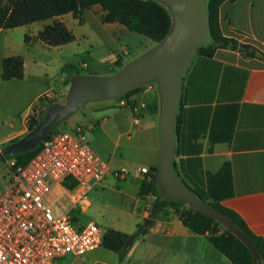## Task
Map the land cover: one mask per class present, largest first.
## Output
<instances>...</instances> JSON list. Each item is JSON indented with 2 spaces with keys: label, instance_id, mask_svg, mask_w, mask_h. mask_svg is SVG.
<instances>
[{
  "label": "crops",
  "instance_id": "0c3cea01",
  "mask_svg": "<svg viewBox=\"0 0 264 264\" xmlns=\"http://www.w3.org/2000/svg\"><path fill=\"white\" fill-rule=\"evenodd\" d=\"M157 1L168 11H178L175 0ZM87 13L98 16L99 21L113 30L123 29L124 25L118 22L103 21L104 10L98 4L86 8L85 17ZM55 18L62 20L72 31V41L50 46L38 38L39 31ZM218 18L224 36L264 52V0H223L218 6ZM81 22L85 24L83 15L79 21L71 13H65L0 28V159L7 166L14 159L11 157L14 152L24 150L12 142L25 135L26 120L33 106L56 85L66 89L70 85L65 82L64 68L71 64L57 61L60 76L55 77L56 85L49 86L54 76H48L47 67L41 65L40 53L73 43L76 40L74 28L80 27ZM155 42L158 49L161 48L162 41ZM12 55L23 58V76L2 79V61ZM184 70L179 79L175 113V116L180 115L179 130L176 135L173 120L170 124L173 146L169 145L167 149L164 147V118L169 108V86L164 73L158 71L156 76H140L129 82L139 87L129 96L136 101L131 112H137L133 117H138L139 122L135 123L132 118L133 128L127 127L124 133L129 140L133 136L149 140L138 145L140 153L148 155L147 160L130 163L129 175L134 177L136 186V183L148 180L149 173L155 172L160 198L182 201L180 211L189 207L200 209L197 203L215 202L238 213L246 225L264 239V59L246 57L238 50L224 47L216 48L211 56L199 55L192 50ZM120 77L113 78L117 82ZM150 78L158 81L160 89V92L151 93L152 102L142 96L143 90L151 91L152 86L148 84L143 89L141 84ZM28 83L36 85V90L17 108L16 99L25 95L24 88ZM18 86L24 88L17 89ZM11 104L14 105L11 107ZM152 111L156 120L149 116ZM1 146L4 147L1 149ZM142 167L148 168L149 173L141 172ZM108 168L107 174L117 170L122 172L117 177L125 178L124 167L112 169L108 163ZM6 183L3 179L0 192ZM190 188L198 192L202 200ZM138 191L139 188L134 196L137 211L130 227L126 224L108 227L127 234L135 232L137 224L146 227L143 234H136L126 253L122 257L118 255V264H232L206 235L188 228L172 207L159 206L153 212L154 196L149 192L138 195ZM89 205L90 200L83 211ZM200 210L209 214V209ZM141 219L143 223H140ZM146 219L149 221L145 222Z\"/></svg>",
  "mask_w": 264,
  "mask_h": 264
},
{
  "label": "rangeland",
  "instance_id": "374dc122",
  "mask_svg": "<svg viewBox=\"0 0 264 264\" xmlns=\"http://www.w3.org/2000/svg\"><path fill=\"white\" fill-rule=\"evenodd\" d=\"M169 12L171 30L165 37V42H168L172 36H176L177 30L183 21L176 10L171 9ZM83 13L85 24L81 22L78 24L80 27L74 28L76 40L69 46L59 50H43L39 58L41 65L47 67L48 76H54L50 79L49 86L56 85L55 77L60 76L57 61L71 64L64 68L65 82L70 83L69 88L66 89L63 85H56L47 93H44L41 97L42 101H38L33 106L34 113L32 116L34 122L31 131L27 130L21 140L18 139L12 143L21 146L23 149L32 148L41 142V138L46 133L70 129L75 126L83 127L91 148L108 161L112 169L124 167L126 176L123 179L117 177L114 173L107 174L100 181L94 183L88 192L89 207L85 211H72V214L76 217L73 220V225L76 229H80L87 222L94 221L104 230L110 226H120V224H126L127 227H130L137 211L134 196L141 186L138 182L136 187L134 177L129 175V171L132 170V164L130 163L147 160L148 155L140 153L138 145L140 142L149 141L144 137L140 139L136 136L129 140L124 133L127 127L131 126L130 128H133L132 118L137 114V112H133L134 114L131 112L133 106L136 105V101L126 97L125 93L128 89L135 87L136 83L134 85L129 84L127 78H123L118 81V85H115L117 87L114 89H106L107 87L92 88L91 86L108 85L116 82V78L113 77L120 76L127 69L135 72L139 71L140 73L145 71L147 63L157 61L159 57L157 55L158 45L149 37L127 27L123 26L122 30H113L109 25L99 21L98 16L87 13L88 16L85 17ZM207 42H209V35L206 25L198 23L188 31L186 41L179 50V55L171 57V68H174L178 61L180 62L174 76L180 79L185 71L184 62L181 61L180 55L183 54L186 57L192 49L196 51L198 46L206 45ZM156 64L158 63L156 62ZM136 75L127 72L124 76ZM89 76L93 77L89 78ZM144 76H156V72L152 71L144 74ZM141 84L143 89L148 84L152 86L151 91L143 90L142 93V96L152 102L151 93L154 91L160 92L158 81L155 78H150ZM21 88L24 87H17V89ZM35 90L36 85L28 83L24 88L25 95L17 97L15 106L20 108ZM107 91L113 92L103 94ZM13 105L11 104V107ZM149 116L154 117L153 119L156 120L153 111ZM173 117L174 112L170 116L172 121ZM30 120L32 119L27 117V127ZM47 128L49 130H46ZM172 132L169 141L170 147L173 146ZM151 138L154 143V133L151 134ZM3 147L1 146V149ZM8 166L4 160L0 159V187L3 179L7 180L8 183ZM55 203L58 206L57 209H64V205L67 203L66 196L60 192L57 194ZM139 210L141 209L138 208ZM214 219L217 234L222 232L231 233L249 250L254 264H264V261L255 252L253 245L241 231L221 217L215 216ZM139 221L143 223V219ZM118 255V253L100 245L80 255L67 254L61 257L57 263L118 264Z\"/></svg>",
  "mask_w": 264,
  "mask_h": 264
},
{
  "label": "built area",
  "instance_id": "2783aa9c",
  "mask_svg": "<svg viewBox=\"0 0 264 264\" xmlns=\"http://www.w3.org/2000/svg\"><path fill=\"white\" fill-rule=\"evenodd\" d=\"M41 143L27 163L9 162L8 183L0 192V264H58L67 254L102 243L105 230L94 221L76 229L72 211L88 205L90 188L109 171L107 161L91 148L81 126L53 131ZM60 192L67 198L61 210L55 203Z\"/></svg>",
  "mask_w": 264,
  "mask_h": 264
},
{
  "label": "trees",
  "instance_id": "16d2710c",
  "mask_svg": "<svg viewBox=\"0 0 264 264\" xmlns=\"http://www.w3.org/2000/svg\"><path fill=\"white\" fill-rule=\"evenodd\" d=\"M223 0H205L207 32L209 42L206 45L198 46L196 53L203 56H211L218 47L238 50L243 56L257 57L264 59V52L259 48L242 43L235 38L224 36L219 27L218 6ZM98 4L104 10L102 20L104 22H118L130 30L145 35L153 41H162L170 31L171 16L169 11L157 0H0V28H11L28 24L37 20L57 17L65 13H71L74 18L82 21L83 11ZM27 40V36L25 37ZM38 38L50 46L61 45L73 40L74 35L66 24L55 18L51 23L46 24L38 33ZM238 45L243 48L239 49ZM255 50H260L262 56H256ZM23 58L20 55L5 57L2 61V79L22 78ZM139 87H133L126 91V97L136 93ZM33 113L28 115L30 120L27 130L33 127ZM180 124L179 113L175 116L174 132L177 135ZM49 130V128H48ZM41 142L32 148L16 151L12 154L17 163L25 164L39 150ZM156 168H152L155 171ZM67 187L74 186L72 180H65ZM191 189V188H190ZM198 199L201 195L195 190ZM151 193L154 196L153 205L160 207L170 206L176 213H179L183 223L193 232L206 235L212 245L222 252L232 264H254L252 256L246 246L229 232L217 234L215 229V216H219L231 223L236 229L253 245L257 255L264 261V239L256 235L234 210L224 207L215 202H207L211 210L207 214L200 209L189 207L182 209V201L160 198L156 184V173H149V179L144 180L139 187L138 195ZM146 227L140 224L136 226V234H143ZM129 234L107 228L104 231L101 245L106 249L114 251L122 257L127 249L123 243Z\"/></svg>",
  "mask_w": 264,
  "mask_h": 264
},
{
  "label": "water",
  "instance_id": "95a60500",
  "mask_svg": "<svg viewBox=\"0 0 264 264\" xmlns=\"http://www.w3.org/2000/svg\"><path fill=\"white\" fill-rule=\"evenodd\" d=\"M177 7H178V16L180 15L183 18L182 24L179 26V29L177 30V34L176 36H172V38H170V40H168V42H165V38L164 41L162 40V45L161 48L158 49V53L157 55H159V57L157 58V61H150L149 63L146 64V68L144 69L145 71H142L141 73L139 71L135 72V71H128L126 70L125 72H122L120 74V79L123 78H127V82H132L137 80L138 77L140 76H144V74L149 73V72H162L164 73L165 77H166V81L167 84L169 86V108L165 114V118H164V125H165V133H166V144H165V148L167 149V147H169V141L171 139V129H170V124L172 122L170 116L172 114V112H174V117H175V113H176V106H177V101H178V90H179V78L177 76H174L178 65H179V61L176 63V66H174V68H171L170 66V61L173 58V56H177L179 55V50L181 47H183L187 35H188V31L193 27L196 26V24L201 23L206 25L207 28V22H206V9H205V0H175ZM171 30V28H170ZM170 32V31H169ZM168 35V34H167ZM186 48V45H185ZM239 49H242L243 46L242 45H238ZM193 50V49H192ZM192 52V51H191ZM191 52L184 57L183 54H181V61L184 62V67H185V63L186 60L188 58V56L191 54ZM254 54L256 56H262V52L260 50H255ZM172 57V58H171ZM158 63L155 65V63ZM149 65V66H147ZM127 72L130 73H134L137 74L136 76H124L126 75ZM119 79V80H120ZM118 80V81H119ZM118 81L114 84H99V85H95V86H91L93 87H99V88H105L106 89H114L118 85ZM178 86V87H177ZM111 87V88H110ZM109 92H113V91H107L103 94L109 93ZM102 93V92H101ZM173 117V120H174ZM48 130V128L46 129ZM49 133H46L42 138L41 141L48 135ZM197 206L200 209H208L207 207H204L205 205H202L201 203H197ZM159 209V206L154 205L152 208V211L155 212L156 210ZM211 210L209 209V214H210ZM219 217V216H216ZM223 219V218H222ZM146 221H149V219H146ZM136 237V233L133 232L131 234H129L126 239L124 240L123 243V248L124 249H128L129 246L131 245V243L133 242V240Z\"/></svg>",
  "mask_w": 264,
  "mask_h": 264
}]
</instances>
